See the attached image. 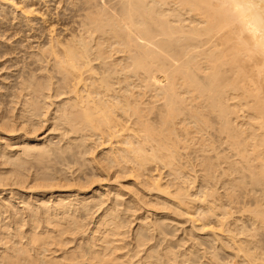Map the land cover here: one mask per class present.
<instances>
[{
  "label": "bare ground",
  "instance_id": "6f19581e",
  "mask_svg": "<svg viewBox=\"0 0 264 264\" xmlns=\"http://www.w3.org/2000/svg\"><path fill=\"white\" fill-rule=\"evenodd\" d=\"M45 4L0 0L45 27L0 87V264H219L198 245L181 252L183 239L158 247L177 226L169 214L125 213L164 205L200 235H223L215 190L200 199L185 185V149L202 154L207 184L226 165L235 184L264 188V0H58L55 24ZM253 214L264 229V211Z\"/></svg>",
  "mask_w": 264,
  "mask_h": 264
},
{
  "label": "rangeland",
  "instance_id": "374dc122",
  "mask_svg": "<svg viewBox=\"0 0 264 264\" xmlns=\"http://www.w3.org/2000/svg\"><path fill=\"white\" fill-rule=\"evenodd\" d=\"M57 2H58V0H46V4L44 7L46 9L47 17H50L51 18L50 22L54 23V24L57 21H58L57 23H61L60 19H58L60 17L57 16V14H60L59 16H61V8L60 7L55 8ZM62 23H63V21H62ZM44 28L45 27L40 25L39 23L33 24L31 27H29V26L27 27V26L23 25L22 23H20V18H19V15L17 12L12 10V8L10 6L0 5V47H1L0 48V50H1L0 54H7L5 57L0 58V62H1L0 63V68H1L0 69V79H1L0 80V87L1 86L2 87L8 86L9 83L11 84V82L14 79L13 77L17 76L16 73H18V72H16V71H19L18 69H20V71H22L21 70L22 68H23V70L26 69L25 67L27 66V64H26L27 62L25 61L26 60L25 58H27L28 54H34L36 49H37V46L42 44V41L40 39V35H41L40 31H43ZM5 60H7V62ZM4 61H5V63H4ZM25 64H26V66H25ZM7 66H9V67H7ZM3 67H4V69H3ZM10 75H12L13 77H11ZM6 77L7 78L10 77V78H8L9 80ZM2 79H4V80H2ZM1 90H0V93H1L0 95L5 93L3 88H1ZM0 100H1V96H0ZM0 103H2V102H0ZM0 105L3 106V104H0ZM1 106H0V108L4 107V106L3 107H1ZM46 130L47 129L43 128L39 134H41V135L44 134V136H47L49 132H46ZM44 132H46L47 134L45 135ZM39 137H41V136H39ZM54 141L56 142V140H54ZM185 150H186V152H185ZM185 150L183 152H185L188 155H190V154L191 155L186 156L185 153L181 152V154L183 155L182 158L184 159V162H186L185 163L186 165L185 164L184 165H185V167L187 166L185 168L186 170L183 169V171L185 170L184 175L186 177L188 175V179H192L194 177L192 180L193 182L191 181L192 184L190 183V180H189V182L186 181L185 185L187 184L188 186H190V188L192 186L193 189H191L192 190L191 193L194 195H196V193L200 194V196H199L200 199H201V196H202V198L204 197L203 196L204 192L209 193V191L211 189H212V191H213V189L215 190V192L213 191L214 194L216 193L214 195L215 198L205 196L210 202L207 201V199H206L207 202L204 201V203L206 202V204H207L209 202V204H210L212 201H214L213 203H216V204L217 203H219V204L223 203V205H224L223 210H225V213H226V216H225L226 219L224 221V228H223L225 230V232L223 233V235H218V237L216 238V241H213L212 238L208 235H205V234L200 235L199 233H202V232L200 230H198L197 226H195V230H193L194 227H191L192 225L188 221V218H186L187 217L186 215H178V216L175 215L174 216L175 212L173 211L174 212L173 213L170 208H169L170 211L168 210V208H167V210H166V208H164V209L162 208V207H164V205L163 206L161 205L162 207H160L161 208V211H160V208L158 210L157 206L155 207L157 210L155 208L152 209V207H153L152 205H151V208L149 207L150 205H148L147 208H144V205L140 202L141 205L139 203V207L141 208V210L138 211L139 213L137 211H136L137 213L135 212V210L137 208L134 207V211H133V208H131L133 211L132 214H131L132 211H130L129 213L128 212L125 213L126 217H129V219H130L131 218L130 216H132V218L135 217L134 219H136L139 215H141L143 213L144 209L149 210V212H151V213H152V211H154V212H158V213L169 214V217L171 219L173 217V219L175 220V223H177V226H175V228H172V230H173V231L171 230L172 234L167 235L166 237H164V239L161 240V244L160 243L158 244L159 245L158 247H160V248H162L165 245V243H167V241L171 242L172 244H174L176 241L175 245L176 244L178 245L179 244L178 240L183 239L184 241L180 242V244L178 245V248L180 247L181 243L183 245V246H181L182 248L180 247L181 249L179 248L180 250H182L181 252H183L184 249H188L187 246L189 247L190 245H194V246L198 245L196 247L198 248V250L200 252L202 250L206 249L207 253H206V255H204L205 257L206 256L208 257L211 254H213V255L216 254L217 256H215V257L218 259L217 262H219V264H245V262L243 261L244 259L241 256L244 252L241 254V251L240 252L237 251V248L240 247L239 249L243 248V249H246V251H248V253L251 252L253 254L254 260L256 259L255 258L256 255H257V258L263 259L262 264H264V229L260 228V226L257 225L256 221L254 222L256 216H253V215H256L253 213L259 209L264 211V190H263L264 188H261V186H258V187L254 186L253 187L252 186L253 184L251 185L250 181L246 182V180H248L246 178H244L245 181L243 180L244 181L242 183L243 185L242 184H235L236 181L235 182L233 181V179H236V177H234L235 174L234 175L231 174V176H229V174H226L227 170L225 169L226 168L225 164H224L225 166L221 164V166H224L225 168L220 167V165H219V167L216 168V170H215L216 172L214 171L216 175H213V177L215 176L216 178L214 177V179H212L210 181V183L212 182L211 185H210V183L207 184V183L203 182V180L200 177V176H202V175H200L202 173V171H201V173H199L200 171L198 172V170H200V167L196 166V164L197 165L200 164L198 161H201V159L199 157H203L202 154L200 153L201 154V156H200L198 154L199 152L196 153L192 149L191 150L188 149V151H187V149H185ZM224 152L226 153V151H224ZM224 152H222V154ZM194 155L199 158L198 159L195 157L196 158V159L194 158L195 162L191 161V160H194L193 159ZM183 159H181L182 164L184 163L182 161ZM187 160H190V161L187 162ZM64 163H63V165L60 164L61 166L58 164L60 168L58 167V165L56 166V164H55V166H56L55 169L57 170V167H58L59 168L58 170H63L62 168H64V170L67 171L65 169V168H67L68 169L67 173L72 174L73 172L75 173V171H73V170H75L76 168L79 167V166L76 167L77 165L70 163L71 165L73 164V167H72L73 169H72L70 167L71 165L69 163L66 164V165L69 164L68 165L69 167L64 165ZM187 163L189 165H187ZM64 166H66V167H64ZM69 168H71L70 171L72 173H70ZM222 168L224 169L223 171L226 170V173L225 172L224 173L227 176L224 175L223 171L221 170ZM32 169L30 170V173H32V171H33ZM162 169L163 168L160 169V171H162V172H160V171L159 172H160L162 178L164 177L163 181L170 180V178L171 179L174 178V177H171L172 175H170V177L168 176L169 172L166 171V170H168L167 168H165L163 170ZM191 169H193V170H191ZM189 171H191V172H189ZM162 173L165 175H163ZM166 176H168V178ZM229 181H231V182H229ZM245 182H246V184H245ZM124 184L127 185L128 183L124 182ZM210 187H211V189H210ZM224 191L225 192H229V191L232 192L231 202H229L225 199L226 195L225 194L223 195V193H225ZM201 193H202V195H201ZM196 198H198V195H196ZM123 199L126 200V197H124ZM216 199L218 201H216ZM15 202H17V200ZM198 202L194 203V207L196 208L195 211H197V208H200L201 203L198 204ZM194 207H193V209H195ZM122 208L123 207H121V209L120 208L119 209L122 210ZM150 209H152V210H150ZM193 209H191L192 212H193ZM170 213H171V215H170ZM127 214H129V215H127ZM90 217H92V218H90ZM90 217L84 221L85 224H87V222H88L87 225L90 224L87 227V231H86L85 235H87V233L92 230L91 227H93L94 222H96V220H97V218H95L94 215H92ZM252 217H254V218H252ZM94 219H96V220H94ZM233 221L236 223L234 224ZM0 223L2 224L3 222H0ZM134 224H135V221L133 222L132 225H134ZM132 225H130V227L128 226L129 228H127V227H125L126 229L124 228V231L127 232V235H125L126 239H124L126 242H129L128 239L130 240V238L133 237V233L136 229V227H133ZM174 229L177 231L176 233H174ZM190 229H191V231H190ZM188 231H190V232H188ZM128 236H130V237H128ZM164 241H166V242H164ZM152 242H154V240H152ZM155 243H157V242L155 241ZM203 243H204V245H202ZM232 245H233V248H232ZM206 246H208V247L210 246L211 248L207 249ZM179 249H177V250H179ZM200 249H202V250H200ZM181 252L177 251V253H181ZM205 259L201 257V259L199 261L204 262ZM257 260H259V259H257ZM255 262L257 263L258 261L255 260ZM260 262H261V260H260ZM257 264H259V262Z\"/></svg>",
  "mask_w": 264,
  "mask_h": 264
}]
</instances>
